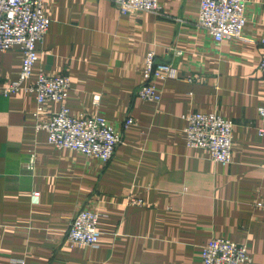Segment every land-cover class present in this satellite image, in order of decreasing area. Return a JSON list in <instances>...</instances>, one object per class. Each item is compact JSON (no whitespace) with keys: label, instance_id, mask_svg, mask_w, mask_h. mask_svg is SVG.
Returning <instances> with one entry per match:
<instances>
[{"label":"crops","instance_id":"crops-1","mask_svg":"<svg viewBox=\"0 0 264 264\" xmlns=\"http://www.w3.org/2000/svg\"><path fill=\"white\" fill-rule=\"evenodd\" d=\"M246 1L245 39L222 41L197 26L199 0H160L168 18L124 14L112 0L48 1L50 27L24 85L41 71L68 74L73 115L136 123L103 162L37 128L60 103L37 115L35 92L0 96V264H203L217 237L247 243L253 262L243 264H264V0ZM151 50L172 62L155 81L160 101L136 95ZM22 63L19 46L0 52V86L19 79ZM193 111L235 122L231 163L187 145ZM84 206L99 213L96 246L65 241Z\"/></svg>","mask_w":264,"mask_h":264},{"label":"built area","instance_id":"built-area-1","mask_svg":"<svg viewBox=\"0 0 264 264\" xmlns=\"http://www.w3.org/2000/svg\"><path fill=\"white\" fill-rule=\"evenodd\" d=\"M49 0H0V52L19 46L23 52L22 70L19 79L0 86V96H8L22 89L36 93V114L44 111L45 103L55 101L60 108L53 112L46 123L37 128L48 131L49 142L59 149L70 148L109 162L123 142L124 129L136 123L129 114L121 122H113L101 114L77 117L72 114L65 100L71 87L68 74L49 75L41 71L37 80L24 85L32 76L35 64L40 58L37 44L44 40L51 18L46 12ZM121 13L147 11L161 17L165 13L160 0H112ZM246 0H199L196 24L214 37L216 41L245 39L247 24ZM183 22V19H179ZM264 45V36L258 40ZM181 51L177 50V54ZM259 68L264 80V57ZM172 69V62L158 61L156 52H148L144 81L138 86L136 95L150 101H160L162 91L155 84L157 79H166ZM3 84V83H1ZM99 96H96V100ZM264 114V108H261ZM187 145L191 148L207 149L210 157L223 164L232 162L235 122L217 111H193L184 115ZM264 131L261 130V133ZM39 192H33V203L39 202ZM132 203L144 205L141 198ZM99 213L84 206L72 218L65 241L71 245L96 246L101 236L98 227ZM203 264H243L253 262L247 243L225 237L214 238L202 248ZM22 261V260H21ZM23 262V261H22Z\"/></svg>","mask_w":264,"mask_h":264}]
</instances>
